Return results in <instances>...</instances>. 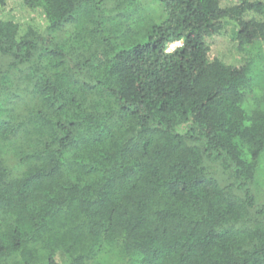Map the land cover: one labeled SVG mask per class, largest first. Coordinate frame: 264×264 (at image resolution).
<instances>
[{
	"label": "trees",
	"instance_id": "16d2710c",
	"mask_svg": "<svg viewBox=\"0 0 264 264\" xmlns=\"http://www.w3.org/2000/svg\"><path fill=\"white\" fill-rule=\"evenodd\" d=\"M19 4L37 18L0 16V264H264V0ZM229 25L241 66L213 55Z\"/></svg>",
	"mask_w": 264,
	"mask_h": 264
},
{
	"label": "rangeland",
	"instance_id": "374dc122",
	"mask_svg": "<svg viewBox=\"0 0 264 264\" xmlns=\"http://www.w3.org/2000/svg\"><path fill=\"white\" fill-rule=\"evenodd\" d=\"M20 0H8L5 10L2 12L0 9V16L10 18L16 21L21 22H30L31 20H36L37 18L35 13H32L30 10L20 6ZM35 15V16H34ZM236 29L234 26H227L228 35L224 37H218L214 40L213 44V55L219 56V53H222L226 58L235 64L236 66H241L245 63L248 58V53L237 50L225 43L227 40H235L236 38ZM183 46L182 42L176 43L171 46L169 49L170 52L175 51L177 48ZM264 61V60H263ZM257 185L254 187L255 195L259 203L264 204V155L261 159V165L257 172ZM61 263H65V260L60 259Z\"/></svg>",
	"mask_w": 264,
	"mask_h": 264
}]
</instances>
